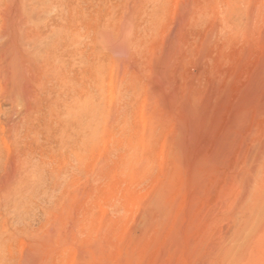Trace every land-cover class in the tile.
Instances as JSON below:
<instances>
[{"label":"rangeland","instance_id":"1","mask_svg":"<svg viewBox=\"0 0 264 264\" xmlns=\"http://www.w3.org/2000/svg\"><path fill=\"white\" fill-rule=\"evenodd\" d=\"M126 1L97 11L92 43L82 33L102 67L92 76L86 67L79 86L104 119L100 111L95 137L77 150L57 155L42 136L47 153L26 150L32 143L10 126L26 102L11 100L0 62V264H223L244 242L247 178L264 173V0ZM16 8L0 0V38ZM107 23L115 37L132 29L121 55L100 38ZM254 239L245 257L262 264L264 236Z\"/></svg>","mask_w":264,"mask_h":264},{"label":"bare ground","instance_id":"2","mask_svg":"<svg viewBox=\"0 0 264 264\" xmlns=\"http://www.w3.org/2000/svg\"><path fill=\"white\" fill-rule=\"evenodd\" d=\"M16 1H17L16 17L20 14L18 12L21 11L22 13L20 14L19 17H17L18 20L14 19L13 24H10L11 26H13L12 28H14V29H10L9 27H5L6 30L3 31L4 34H1V38H0V62H1V65L3 66V70H4L3 71L4 81L6 78L7 81L9 82V85L11 83V85L13 86V88H12L13 91L11 92L10 98L14 103H17L19 100L21 102L22 101L26 102L25 105L22 106L21 110L14 112V116H13V119L11 122L12 124L10 125L11 129L15 130L19 134H25L24 136L27 139H29L28 142L32 143L30 148L27 147V145H26V150L38 151L41 153V155L47 153L46 147L49 145V143L55 144L56 148L52 145L54 147V148L52 147L53 148L52 150L57 155L63 154L64 151L77 150V148L79 146V141L81 142V139L83 140L86 137L85 139L90 140V139L95 137L96 133H95V129L93 128V126L95 125L94 124L95 120L97 121L98 117H100V116H98L99 115L98 113L102 110L101 109L99 111V108L97 107V103L95 102L94 95L90 94V95H86L85 97H83V94H82L83 89L81 91V88L79 86V84H80L79 80L82 77L83 73H86L87 69H88L87 71H89V69H90L89 72L91 73V76H92V75H95L97 73V71L99 70L100 67H102V64L98 63V61L96 63V56L98 55V54H96L97 49L95 51L93 44L92 45L88 44V46L86 45V43L83 44V40H85L84 39L85 35L88 36L91 43L95 40V37L98 34L97 33V27H96L97 11L98 10L99 11L105 10L107 13V9H108L109 5H111V4H109V0H16ZM212 2H213V0H212ZM212 2L209 1L210 4H212ZM229 2H231V1H229ZM136 3H135V5H136ZM190 3H192V2H190ZM233 3L235 4V2H233ZM187 4H188V1H187ZM193 4H194V2H193ZM216 4H218V3H216ZM228 4H227L228 6H226V7H229V8H226V9L229 10V13H230V11L233 10V5H232V3H228ZM53 5H56V7H54V8H56V13H55V11H53L54 12L53 15H55V16L54 17L52 16V18H49L47 15V12H48V10L51 9V6H53ZM141 5H143V4H141ZM156 5H157V3H156ZM194 5L197 6L196 4H194ZM235 5H237V4H235ZM166 6L168 7V5H166ZM183 6H181V7H183ZM153 7H155V6L153 5ZM189 7H190V5H189ZM192 7H193V5H192ZM192 7H191V9H192ZM214 7H217V5ZM124 8H125V6H124ZM165 8L163 7V9H165ZM184 8H186V7H184ZM184 8H182V9H184ZM194 8L192 10H194ZM158 9H157V11L155 10L156 14L153 13L154 17L155 16L157 17ZM211 10H212V8H211ZM159 11H161V10H159ZM187 11H189V13ZM198 11H199V9H198ZM163 12H165V11H163ZM166 12H167V10H166ZM185 12L190 15V9L186 10ZM40 13L46 14L47 17H45V19L43 20V18H41V15L38 17V14H40ZM128 14H129V12H128ZM188 14H187V16H188ZM199 14H201V13H199ZM192 15H193V13L188 18H191ZM184 17H183V19H184ZM14 18H15V16H14ZM111 18H112V16H111ZM128 18H130V17H128ZM128 18L125 20H128ZM150 18H152V17H150ZM157 19H159V17ZM107 20H109V19H107ZM107 20L105 18V21H107ZM193 22H194V20H193ZM136 23H138L137 20H136ZM132 25H133V23H132ZM146 25H148V24H146ZM135 26L133 25V27H135ZM103 29L104 30H103V33L101 34L100 38L103 39V42H104V44H106L107 49L112 51V53L115 52V53L121 55V53H123V51L126 50V47L128 44V42L126 41L124 36H127L128 35L127 33L131 32V30H132L131 27H124V29H122L123 31H122V34L120 36L117 33L118 36L117 35L116 36L119 38L115 37L114 36L115 34L113 32H111V30L108 27V23L105 25V27ZM135 30H137V28ZM135 30H133L134 33L132 31L134 38L131 41V44H132L131 46L137 48V46L140 45L139 43L141 41H139L140 40L139 35ZM82 33L84 34V36L82 35ZM145 40H146V38H145ZM166 40H168V39H166ZM171 40L174 41L173 38ZM168 41H166V42L168 43ZM169 42H171V41H169ZM171 43L173 44V42H171ZM179 46H180V44H179ZM136 50L138 51V49H136ZM133 51H134V49H133ZM103 52L105 53V51H103ZM131 54H133V53H131ZM165 54H162V55H163L164 59L166 60V58L167 57L169 58V56L172 53L171 52L169 53V51H167V55H169V56H167L166 58H165V56H166ZM171 56H174V55H171ZM171 56H170V58H172ZM123 57H125V56H123ZM135 57H137V55ZM163 57H161V59ZM159 58H158V60H155V62L157 61L159 63L161 60ZM172 59H174V58H172ZM166 63L167 62H165V61H163V63H162V60H161V63H159L160 65L159 64H158L159 66L157 65L158 66L157 73L159 75L160 74L162 75V74L167 72V70L164 72V70L166 69ZM82 64H84L86 66L84 67V66H82ZM125 64H124V66H125ZM132 64H133V62H132ZM80 65L82 66L81 68H80ZM108 66H109V64H108ZM185 66H187V65H185ZM86 67H87V69H86ZM180 76L182 78V75H180ZM165 78H163V79H165ZM156 79H158V78H156ZM163 79H162V81H164ZM87 80H88V78H87ZM180 81H181V79H180ZM160 82H161V80H160ZM165 84H167V83H165ZM11 85H10V88L12 87ZM31 85H32V87H30ZM177 87H178V85H177ZM10 88H9V90H10ZM122 88H123V86L121 87V89ZM97 89H99V87ZM173 90H175V89H173ZM168 95L170 96V94H168ZM187 102H189V101H187ZM195 106H197V105H195ZM99 107L101 108L103 106H99ZM101 114H103V112ZM105 116H106V113H105ZM99 119H101V118H99ZM102 119H104V114H103ZM38 136H42L47 141V143H48L47 146L39 147V144H38L39 141L37 142L35 140V138ZM56 143H58V145H56ZM184 147H185V143H183V142L180 145H178V148L181 151L183 150L182 148H184ZM23 155H25L24 159H22L23 165H24V163L29 164L28 153L24 152ZM180 155H182V154H180ZM17 164H19V163H17ZM23 165H21V166L23 167ZM23 168L25 169V173H28V176L30 177V171H28L29 165H27ZM15 171H17V170H15ZM15 173H17V172H15ZM252 173H254V172H252ZM257 173H255V174H257ZM258 174H257V176L260 177V175H258ZM247 180H248L247 181L248 182V189L246 192H244L245 194H244L243 198L248 200V203H247L248 205L247 204L245 205L246 206L245 210H244L245 213H243V214H245V218H246L245 224L247 226L246 228H247L248 232L244 236V242L239 247H237L234 250L228 249L227 251H225V254L222 257L223 258V264H244V262L246 264L247 259H249V261H247V262H249V264H250L251 258L245 257L246 254L247 255L251 254V253L245 254V249H247L246 245H248L247 242L249 240L256 238L264 230V173L261 175V179H260L261 182L260 183L256 177L250 178V176H249V179L247 178ZM246 188H247V186H246ZM240 218H242V217H240ZM245 224L243 223L244 226H245ZM243 231H245V230H243ZM242 233H244V232H242ZM242 233L240 232V236L243 235ZM262 234H264V233H262ZM263 236L264 235H262L261 238L258 236L257 239H254L255 242L256 241L260 242V240L263 238ZM263 242H264V240L262 239V242H260V243L263 245L264 244ZM236 243H237V240H236ZM248 243H250V242H248ZM262 245H260V246L263 248L264 245L263 246ZM254 247H257V246H254ZM255 250H256V248H255ZM250 252H252V251H250ZM260 252H262V254H264L263 250ZM253 253H255L254 254L255 257L258 256L257 254H259V252L257 253L254 251H253ZM255 257H253V258H255ZM260 258H262V257L260 256ZM263 260L264 259L262 258V264L264 263ZM256 263H258V261ZM260 264H261V262H260Z\"/></svg>","mask_w":264,"mask_h":264}]
</instances>
